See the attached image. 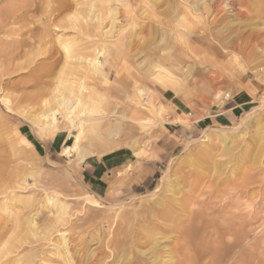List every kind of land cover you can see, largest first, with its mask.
Instances as JSON below:
<instances>
[{"label": "rangeland", "instance_id": "obj_1", "mask_svg": "<svg viewBox=\"0 0 264 264\" xmlns=\"http://www.w3.org/2000/svg\"><path fill=\"white\" fill-rule=\"evenodd\" d=\"M178 2L0 0V172L3 178L9 176L14 185L11 191L0 192V242L16 249L15 254L8 255L0 264H22L20 258L25 257H33L31 264H67L60 257L65 253L61 233H66L77 263L90 264V251L99 248L105 231L111 225L113 231L121 225L120 219L113 223L117 215L123 214L133 222L140 213H150L148 210L156 207L154 201L168 195L167 190L160 188L162 181L168 179L175 185L177 180L185 179L189 183L195 178L194 181L201 180V189L207 190L202 201L218 203L213 209L219 231L217 227L204 230L197 225L201 243L211 250L217 249L215 232L233 230L234 223L247 219L246 212L251 214V224L244 230L248 235L243 245L226 253L227 257L220 259L217 252L210 250L211 254L202 260L206 262L196 263L190 257L193 264H264V37L244 40L251 44L245 53L244 46L239 50L225 48L227 56L220 52L215 57L201 53L189 60L181 42L189 40L201 47L206 32L200 24L196 34H186L184 24L181 26L182 15L190 14ZM115 8L118 12L113 25L108 11ZM91 12L102 14V21L87 20ZM76 16L80 18L79 24L73 21ZM190 19L197 23L193 17ZM234 21L237 30L242 27L238 23H245L247 18ZM156 26L166 31L171 28L179 35L180 44L168 43V36L158 37L152 32ZM258 28L264 29V24L256 25L255 30ZM219 29L222 27L215 30L220 32ZM241 31L248 34L245 27ZM253 33L258 35L256 31ZM114 35H120V39ZM221 35L222 41L223 35L228 37L226 42L232 39L226 30ZM65 41L74 42L78 54L99 57L101 69L68 60L62 48ZM160 45L161 54L175 56L177 70L169 71L189 77L188 81L166 84L158 80L150 63H142L144 59H155ZM217 47L215 44L214 48ZM70 73L85 78L95 105L90 118L102 120L101 131L108 140L106 143L92 137L82 143L89 152L98 153L95 158L105 160L101 161L105 166H95L93 170L85 169L87 159L79 161L63 153L64 146L71 143L66 140L69 125L60 122V133L53 138L32 118L44 100L53 102L61 80ZM214 77L221 79L212 81ZM139 89L151 96L148 106L142 102ZM6 94L8 98L4 97ZM113 130L118 134L115 137L110 136ZM202 151L210 153L205 163L214 161L220 165L221 177L210 169L203 171L205 176L201 179L190 175ZM245 151L249 158L239 164L244 169L240 166L242 171L239 169L234 174L241 180L237 181L231 173ZM245 170L249 176L240 173ZM22 175L27 184H22ZM230 176L233 184L223 182ZM213 181L219 182L218 190L225 191L218 194L221 199H211L214 194L211 188L218 192L212 185L211 191L207 188ZM47 195L57 196L63 205L59 222L50 224L53 216L40 205ZM90 200L101 203V208L93 207ZM199 207L204 210L201 204L196 210ZM33 218L40 229L32 227ZM130 224L122 227L131 231L126 233V239L136 238ZM201 228L209 234L207 239L201 235ZM228 235L223 242L232 239ZM99 258L100 264H106L112 262L113 256L101 253Z\"/></svg>", "mask_w": 264, "mask_h": 264}, {"label": "bare ground", "instance_id": "obj_2", "mask_svg": "<svg viewBox=\"0 0 264 264\" xmlns=\"http://www.w3.org/2000/svg\"><path fill=\"white\" fill-rule=\"evenodd\" d=\"M177 1H179L178 3L180 6H183L186 9V13L190 14L189 17L187 14L182 15L183 20H182V24H181V26L184 24V29L187 32L186 34H188V36H190L192 34H196V31L199 30L200 24H202L201 28L204 30L203 32H206L205 37H203V40L205 41L204 44L206 43L205 48L203 46L204 44L201 45V47H198V46L196 47L193 45L195 43H193L192 41H189V40H187L185 43H183V41L181 42L179 39V35L176 32H173V30L171 28H169V30L166 31L167 29L165 30L163 27L156 26V28L153 27L152 32H155L156 34H158V37H161V38L163 36H168L170 38L168 43H170V44H175V43L180 44L179 42H181V45H183V47L187 50V53L189 54V60L192 59L193 56L197 57L201 53L205 54V56L215 57V55H218V53L220 52L221 55L227 56L228 51L225 48H233L236 50L238 48V50H239L240 48L242 49V47L244 46L243 51L245 53L246 52L245 50L248 49L249 43H246V42L244 43V40H247V39L250 40V38L253 36H258L259 39L264 37V29L258 28L255 30L256 25L261 24V26H262L264 24V0H194V1H192V0H177ZM26 4H27V2H26ZM22 5H24V3ZM26 6H28V5H26ZM28 7H32V5H30ZM174 8H175V6H174ZM92 9H94V7ZM56 12H59V10H56ZM92 12H91L90 16L88 15V17H86V19L88 18L92 21L96 20L97 22H101L102 21V14L93 13V15H92ZM108 12H109L111 19L113 18L111 20V21H113V25H115L116 24L115 19L117 18V16H116L117 13H115V12H118V9L115 8V9H112ZM257 14L260 17H256ZM53 15H54V12L51 14V16H53ZM91 15L93 17H91ZM261 16H263V17H261ZM26 17H28V16H26ZM190 17H193L197 23H195L193 20H191ZM245 17L247 18V21H245V23H242V24L238 23V24L242 25V27L241 26L239 27L241 29L244 27L247 28V31H248L247 35H245L243 33V31H241V29L234 30V28H236V27H234V24H235V22H237L234 20L239 19V18H245ZM232 18H233V20H232ZM86 19L82 18V20H86ZM79 20H80V18L78 16H76L73 19L74 23H78ZM179 23H181V21ZM25 25H27V24H25ZM219 27H222V30L219 29L220 32H217L215 29H217ZM27 28H29V27H27ZM15 29H16V27H15ZM112 30H110V32ZM224 30H226V32H228V36H230V38L232 37V39L227 41V42H226V40L228 39V37L223 35ZM253 31H256L258 33V35L254 34ZM17 32H18V30H17ZM30 32H31V30H30ZM200 32H202V31H200ZM221 34L223 35L224 41H222V39L220 38ZM111 35H113V32L111 33ZM222 35H221V37H222ZM226 35H227V33H226ZM115 37L117 39H120V35H117ZM217 37L220 39H218ZM215 44H217V46H218L217 49L214 48ZM249 45H251V44H249ZM222 47H224V48H222ZM62 48L65 51L66 58L68 60H74L80 66L85 65L88 67H92L93 69L96 70V69L100 68V66L102 65V62L100 61L99 57H90L89 56L90 54H86V53H85V55L76 53L74 42L65 41L64 43H62ZM182 50L183 49H181V52H182ZM102 51H103V49H102ZM155 52L157 53V57L155 56L156 57L155 59H153V58L150 60L144 59V61H142V63L148 62L152 65L153 73H155L158 80H161L162 82L169 84V85L178 84L182 80L183 81L189 80V77L183 78L182 75H180L179 73H174V72L169 71V69L177 70V68H175V65H174L175 56L170 55L169 53L168 54H161V52H162L161 45L157 46V51H155ZM250 52H252V50ZM98 54L100 56L103 55V53H100V51ZM250 54H252V53H250ZM247 57H249V56L247 55ZM245 59H247V58H245ZM85 73H86V71H85ZM220 79H221L220 77H214L212 79V81H217V80L220 81ZM60 86H61V88L57 89L55 94H54L53 102H49L47 100H44L40 104L38 111H36V112H34V114H32V118L37 125L41 126L45 130V132L53 138L58 136V134L60 133V130L58 127L60 122H64L67 125H69V129L66 130V135H67L66 140H67V142H71V143L64 146L63 153L66 156L77 157V159L79 161L86 160L87 158H89L91 156L94 157L98 153L97 152L96 153L95 152H92V153L89 152V150L83 148L82 143L90 140V138H92V137L99 138L101 141H104L106 143H108V140L105 138V136L103 135V132L101 131L100 126H101L102 120L90 118V115L93 113V106H95L94 104H92L91 99H90V88L88 87V85L85 81V78L84 77L80 78L75 73H70L66 78H63L60 82ZM138 94L140 95L141 99L143 100L142 101L140 99V101H142L143 103H145L148 106L149 105V98L151 96L146 91L140 90V89L138 91ZM7 95L8 94H6V96H4V97L8 98ZM0 102H1V99H0ZM152 109H154V108L152 107ZM162 110L163 109L161 108L158 111H162ZM157 114H158V112H157ZM102 130H104V129H102ZM117 130H118V128H117ZM116 135H118V134H116V131H114V130L112 132L110 131V136L115 137ZM204 141L207 142L206 139ZM205 150H207V149H205ZM101 152H100V154H101ZM199 153L200 154L198 157H196L197 160H195V164H194V166H196V169L194 170V172H191L192 174L190 172H188V173H190L191 176L194 175L197 178L201 179L203 176H205V175H203V171L205 169L206 170L210 169V171L214 170L217 173L221 172V167L218 163H216L214 161L205 163V159L210 155V153L203 152V151H202V153L201 152H199ZM211 158H212V154H211ZM238 158H239V159H237L238 166L234 169L235 172L231 173L232 175L236 174L237 171H240L242 169V166L239 164L243 163L246 159L249 158L248 152L245 151L244 154ZM240 166H241V169H240ZM225 170L223 169L222 172L225 173ZM2 171H3V169H2ZM230 172H232V171L230 170ZM244 172H246V170L243 172H240V173L243 174ZM188 173H187V176H188ZM246 173H247L246 175L250 174L248 172H246ZM6 174H7V172H6ZM228 174H230V173H228ZM3 175H4L3 172H0V192L7 193L10 189L14 188L13 187L14 185H12L13 184L12 181H9V178H10L9 176L7 178V175H6V177L4 176V178H3ZM218 175H219V173H218ZM248 176L247 177L245 176V177L250 178ZM18 177H19V175H18ZM219 177H221V176L219 175ZM231 177L232 176H230L229 179L226 178L227 179L226 181L225 180L224 181L222 180V181L223 182H230L233 184L234 179H232ZM204 178L206 181L207 178L206 177H204ZM234 178L236 179V176ZM217 179H218V176H217ZM245 179H243V180H245ZM194 180L192 182L189 181V183H186L185 179H183L182 181L177 180V182H178V184L176 183L177 185L176 184L173 185V183L170 184L171 180H168V179L162 181L160 188L167 190L168 195H165L163 198H160V199L154 201L156 204V207L153 209H149L148 211L150 213H148L146 215H143V213H140L141 215L134 217L133 222L130 221L129 217L123 216V214H121L120 216L117 215V217L114 219L113 223L118 222L117 220L120 219L121 225H118L115 228V231H113L114 226H112V225L109 227L108 230L105 231V234H104L105 236L103 237V239L105 241L104 240L100 241L101 244H100L99 248L90 251V262L89 263L90 264H100L101 259L99 258V255L101 253L102 254H109L110 257L113 256L112 262L106 263V264H193L195 262L191 261L190 257H193L192 259L195 258L196 263H197V262H199V260L202 261L208 253L210 255L211 254L210 253L211 248L209 246H205L203 244V242L201 243V241H200V229L197 227V225L199 227H203L204 230H207V228H210L212 226L217 227V230L219 231L218 223L216 222L217 217H215L216 210L213 209V208H216V206H218V203L213 202V201H209V203L203 202L202 198L206 194L207 190L203 191L204 187L202 188L203 190L201 189V187L203 186V184H202V186L200 184L201 180H199L200 182L194 181ZM238 180H240V179H238ZM21 181L23 182L22 184H27V179H24L23 175H22ZM203 181H204V179H203ZM220 181H221V179H220ZM187 182H188V180H187ZM244 182L242 184H244ZM181 184L183 185V187H181L182 186ZM209 184H210L209 187H207V188H209L208 189L209 191H211L210 190L211 185L213 187H217V190H218L219 182L217 183V181L216 182L213 181ZM228 184L229 183H226L225 186H228ZM245 184L247 185L248 183L245 182ZM238 185H239V183H238ZM28 186H29V184H28ZM229 187H230V185H229ZM185 188H187V189H185ZM235 188L232 187L231 190H235ZM211 189L213 191L211 193L212 194L214 193L213 195H211V193L209 194L212 196L211 199L215 198L218 200V198L221 197L218 195V194H220L221 190H218V192H217L216 190L214 191L213 188H211ZM221 192H223V191H221ZM233 192H235V191H233ZM246 193H248V192H246ZM154 195L155 194H153V196ZM90 203L95 208H101V206H102L101 203L96 202L94 200H90ZM15 204H17V203H15ZM200 204H201V208L204 210H200V207H199V210H196ZM40 205H43V208H47L49 210L50 215L53 216V220L50 222V224H52L54 221L59 222L62 220L63 215H62L61 210L63 209V205H61L58 202L57 196L47 195ZM38 213L39 212H37V214ZM246 213H247V215H246L247 219H245L244 222H242V223H239V224L234 223V225L232 224L234 226L233 230H231L229 228L231 230L230 231L228 229L229 232H225V229H224V231L220 230L221 232H219V233L215 232V235H217L218 247H217V249H215V250L212 249L211 251L213 252V250H214V253L217 252L216 254L217 255L219 254V256H221V257H219L220 259L227 257L226 253L233 251V250H236L237 248H240L243 245L244 241L246 240L248 233H245L244 230L246 228H248V226H250V224H251V220L249 218V216H251V214L249 212H246ZM218 218H219V216H218ZM36 220H37L36 218H33L31 220V224H32L33 228L38 230V229H40V227H38V223H36ZM151 220L153 223H147L146 224V222H148V221L151 222ZM218 221H219V219H218ZM125 223L127 225L132 223V224H130L131 228H132L131 230H132V232H134L136 238H133V236H132L130 239H126V237H125L126 233L131 232V231H129V229L127 230V228H122L123 225H126ZM203 224L204 225L207 224V226L204 227ZM48 226H50V225H48ZM119 226H120V228H119ZM45 228L47 230L49 229V227H45ZM219 228H220V226H219ZM231 228H232V226H231ZM201 230H203V229L201 228ZM204 230H203V233L201 232V235H203L204 239H207L209 234L207 235V232H204ZM118 231H120L121 233L118 234ZM226 231H227V229H226ZM44 235H46V234H44ZM65 235H66V233H61L59 235L62 238V241L64 243L63 247H64V251H65V253L63 252V255H61L60 257L67 264H78L74 258L73 253L71 252V247H70ZM120 235H123V238L120 239ZM211 235H213V234L211 233ZM226 235L232 237V239H230L228 241V243L223 242L224 241L223 239L226 237ZM117 236H119V237H117ZM113 237H115V238L112 239ZM116 238H119L120 240H116ZM13 248L14 247L12 245H7V244L5 245L4 243L0 242V262H3L6 259L5 257H7L8 255L15 254L14 252H16V249H13ZM217 255H216V257L218 258ZM216 257H215V259H216ZM31 258L25 257L23 259L20 258V260L22 261V264H31V263H33L32 262L33 257H31ZM97 258H99V259H97ZM181 258H183V259H181ZM209 258L211 259L212 257H209ZM202 262H206V261H202ZM1 264H4V263H1Z\"/></svg>", "mask_w": 264, "mask_h": 264}, {"label": "crops", "instance_id": "obj_3", "mask_svg": "<svg viewBox=\"0 0 264 264\" xmlns=\"http://www.w3.org/2000/svg\"><path fill=\"white\" fill-rule=\"evenodd\" d=\"M168 93V92H167ZM166 93V94H167ZM175 107H176V109H178V107H177V105L176 104H173ZM83 161H85V160H83ZM104 161L105 162V160L102 158V159H100V158H87V160H86V165H85V169L87 170V169H96L97 167H103V166H105V163H102V162ZM95 166H97V167H95Z\"/></svg>", "mask_w": 264, "mask_h": 264}]
</instances>
